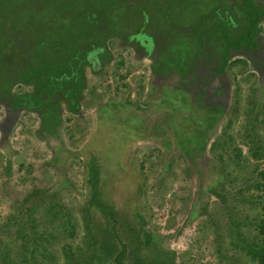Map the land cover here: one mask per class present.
I'll return each instance as SVG.
<instances>
[{
  "label": "rangeland",
  "instance_id": "374dc122",
  "mask_svg": "<svg viewBox=\"0 0 264 264\" xmlns=\"http://www.w3.org/2000/svg\"><path fill=\"white\" fill-rule=\"evenodd\" d=\"M230 2L142 0L129 5L125 0L121 3L120 0H105L104 3L113 9L109 22L114 25L115 32L129 36L130 29L134 32L145 24L147 34L154 37L158 57L129 56L131 50L117 47L119 40L111 43L113 55L110 53L108 61L102 63V73L96 74L90 67L85 68L88 85L75 114L67 109V99L62 95L57 96L62 99H58L60 102L54 100L56 104L47 105L40 112L9 111L7 101L0 103L1 248L8 238L14 237L19 219H26L22 205L24 196L34 187L49 188L50 192L60 187L62 204L72 213L70 222L75 225V234L70 236L62 226L58 227L61 237L46 245L47 251L54 255L49 264H63V244H70L74 251L75 247L83 245L84 224L80 208L89 194V172L95 167L101 198L131 220L136 221V213L142 214L147 220L145 228L154 234L157 246L176 253V264H255L249 263L243 252H238L240 250L234 247L237 240L227 234L231 229L233 237L239 228L241 235L251 237L255 231L245 225L236 229L233 224L230 226L228 209L234 202L236 189L226 188L229 192L226 202L213 192L215 189L220 191L215 183L220 166L209 146L221 134L232 114L230 134L243 154L247 153V146L242 142L251 118L247 115L250 110L247 100L252 95L255 111L264 106V23L257 37L259 49L232 52L230 61L239 58L245 63L231 66L225 76L217 80L211 70L217 66L219 53L215 51L208 55L209 50H206V56H201L199 62L198 54L201 53L198 50L202 43L197 42L199 36L194 32L186 31V27L206 23V30L212 35L208 39L211 47H217L216 29L211 27L217 20L223 23L230 18L232 30L235 21L228 12L222 14V9L227 7L228 10V5H232ZM43 4L44 8L39 5L38 9L42 11L41 18L28 20L31 29L38 24L55 22H51L53 17L50 15L57 13L58 8L52 6L51 0ZM58 16L59 23L65 28L62 24L66 22L65 17ZM132 22L134 24L130 25ZM120 53L121 57L118 56ZM119 58L125 61H121L117 70ZM95 62L99 67L100 61ZM8 70H12L11 64L4 63L0 74ZM125 73L127 76L123 81L117 79L119 74ZM113 85L121 87L114 90ZM13 87L16 89L15 85ZM217 88L222 92H217ZM23 89L30 87L18 91ZM97 94H100L99 98ZM235 94L239 103L233 114ZM221 109L223 114L211 124L210 118ZM261 111L258 132L264 137L263 109ZM170 160L171 166H168ZM8 163L11 165L9 174L6 173ZM228 167L233 169L232 165ZM187 168L189 176L183 171L189 172ZM162 176H165V186L157 190L155 184ZM210 187L214 188L211 190ZM204 203L206 211L200 213ZM48 205L49 201L34 213L40 230L49 217L43 208ZM11 216H16L17 222L10 219ZM211 221L217 227L209 225ZM217 232L223 235L224 246H229L227 251L223 247L222 253L216 244ZM21 242L17 240V244L21 245ZM250 242L251 238L240 244ZM17 248L12 245V254L15 255Z\"/></svg>",
  "mask_w": 264,
  "mask_h": 264
},
{
  "label": "trees",
  "instance_id": "16d2710c",
  "mask_svg": "<svg viewBox=\"0 0 264 264\" xmlns=\"http://www.w3.org/2000/svg\"><path fill=\"white\" fill-rule=\"evenodd\" d=\"M45 1L50 0H0V69H3L4 63L11 64L12 67L11 71L0 74V83L4 84L0 85V97L6 92L9 93V89L17 81H29L34 86L33 92H15L11 107L40 112L45 106L56 104L54 100L61 101L57 96L62 95L68 100L67 109L75 114L80 108L81 96L88 85L84 65L91 63L88 60L89 51L102 48L103 52L98 53L100 64L103 65L104 60L108 61V41L114 33L109 22L112 12L104 3L105 0H92L91 6L87 5L85 9L80 5L81 0H51L52 6L58 8L53 16L50 13L53 17L51 22H55L51 25L38 24L35 29H31L32 24L28 23V20L33 17L41 18L42 11L37 7ZM232 6H235V9L230 8L229 11L237 23L232 25V30L229 27L230 18H226L223 23L217 20V24L211 27L219 29L214 31L217 36L215 42L221 44L218 48L220 55L218 64L213 69L218 75L233 65L245 63L239 58L230 61L232 51L259 49L257 37L261 31L259 24L264 20V0H235ZM58 14H62L61 18L65 17L66 22L62 23L65 28L59 23ZM28 28L30 30L24 33ZM210 33L206 30V38L212 36ZM200 51L198 50L199 53ZM96 97L99 98L100 94ZM250 97L247 100L250 105L247 115H251V118L246 124L248 127H245L242 141L247 146V153L243 154L241 147L235 144L234 137L230 134L232 114L224 124L221 134L210 143L209 151L217 158L220 166L215 183L222 193L216 189L213 192L226 202L229 194L226 188L236 189L233 194L234 202L228 209L230 226L233 224L236 229L245 225L255 231L251 237L241 235L239 228L233 237L230 234L231 229L227 234L237 240L234 247L249 258V263L264 264V137L258 132V123L262 121L259 116L261 109L264 113V106L255 111V100ZM238 103V95L235 94L233 114H236L235 106ZM222 112L224 110L221 109L216 116H212L210 123L218 120ZM53 129L54 127L52 131ZM169 165L171 166V160ZM229 165H232L233 169H230ZM170 169L171 167L169 172ZM27 170L31 171V168L27 167ZM10 171L11 165L8 163L6 173L9 174ZM183 171L190 175L189 169L187 173L186 169ZM97 178V170L92 167L87 181L89 194L80 208L84 224L83 245L75 247L74 251L70 244H63V264H176V253L157 246L154 234L145 228L147 220L142 214L136 213V221L131 220L101 198ZM164 186L165 176H162L157 180L155 187L160 190ZM144 187L146 189L148 186L145 184ZM213 188L210 187L211 190ZM203 191L206 193V189ZM47 201L49 205L43 208L49 214L48 218H44L48 222L44 221V228L40 230L34 213ZM62 202L60 187L51 192L49 188L34 187L27 193L22 203L26 219H19L14 237L8 238L6 245L0 247V264H49L54 255L47 251L46 243L50 244L54 239L61 237L58 227L62 226L70 236L75 234V225L71 223L72 213L64 208ZM204 204L200 213L206 211V203ZM238 204H241V209H238ZM184 206L186 208V204ZM10 219L16 221L17 218L11 216ZM209 225L217 227L214 221ZM217 233L216 244L222 253V248L227 251L229 246H224L223 235ZM250 238V243L240 244L242 241L248 242ZM17 240L22 241L21 245L17 244ZM0 244H3L1 238ZM13 244L19 247L15 250V255L11 252ZM44 259H47V262H44Z\"/></svg>",
  "mask_w": 264,
  "mask_h": 264
},
{
  "label": "flooded vegetation",
  "instance_id": "af4514ba",
  "mask_svg": "<svg viewBox=\"0 0 264 264\" xmlns=\"http://www.w3.org/2000/svg\"><path fill=\"white\" fill-rule=\"evenodd\" d=\"M121 1H124V0H120V3H121ZM125 1L129 5H134L135 3H139L142 0H125ZM230 1H231L230 3H232V4L235 3V0H230ZM81 2L82 3L80 5H81L82 9H85L87 5H90L91 6V4H92V0H81ZM41 7L44 8V4H42ZM108 7L110 8V10L112 12L111 14H113V9L110 6H108ZM37 8L39 9L40 7L38 6ZM230 8H234L235 9V6H232V5L229 4L228 5V10ZM226 9H227V7H225L224 9H222L223 10L222 14H224L225 12H228L227 15H229L230 17L233 18L232 21H235V25H236L237 23H236L235 17L233 16V14L230 11H228ZM217 10H215V11H217ZM168 16L171 17V14H168ZM76 20L79 21V19L77 17H76ZM145 21H147V18L145 19ZM263 23H264V20L259 24V26L261 28V31H262V25H263ZM132 24H134V23L132 22L130 25H132ZM81 26L79 28H81ZM112 26L114 28V25H112ZM186 31L194 32V34L196 36H199L198 39H197V42H202L201 51L199 49L201 55L198 54V59H199L198 61L199 62H200L201 56H203V55L206 56L205 55L206 54V50H209L208 51V55H209V53H212V52H215V51L217 53H219L218 55H220V51L218 50V48L221 46V44L219 42H215V44H216L217 47L213 48V46L211 47L210 41L208 40L209 37L206 38V23L205 24H198V25H195V26H192V27L191 26L190 27H186ZM261 31H260L259 35L261 34ZM130 32H131L130 35L127 36V34H125L124 32L123 33H117L114 30L113 35L110 37V39L108 41V51H109L108 54L112 53V55H113V52L110 51V44L111 43H114L115 44V43H117V40H119V44L117 45V47L122 48V49L124 48V49L129 50V51L131 50L130 53H129V56L132 55L134 57H139V58H141L140 56H143L142 57L143 59H144V57H154V56L155 57H158V56H156L158 52H157V49L154 46L155 45L154 37L153 36H150V34H147V32H146V25L145 24H143L142 26H139L138 28H136L134 30V32H132V29H130ZM156 34H157V32H156ZM153 40H154V43H153ZM257 43L259 44V41L258 40H257ZM207 45H209V46H207ZM256 50L257 49H255V50H248V51H256ZM101 51L103 52V49L102 48H96V49H93V50L89 51V53H88L89 54V59L88 60H90L91 63H86L84 65V74H85V68H87V67H90V69L93 71V73H96V74H98L100 72L102 73L104 67L101 64L98 67L97 63L95 62V61L99 60L98 53L101 52ZM232 52H236V51H232ZM118 56L121 57V53ZM124 56L126 57L127 55H124ZM118 60L120 62H119V64L116 67L117 70L120 69V66L122 64L121 61L123 62V61H125V59H123V58L120 59L119 58ZM105 62H107V61L104 60V63ZM214 68H216V67H214ZM213 69L211 70V74L216 78V80L219 77L222 78L223 75L225 76V74L227 72V69H226L223 73H221V74L218 75V74H215V71H213ZM142 73H145V71L143 70ZM126 76H127V73L121 74V75L119 74L117 76V79L118 80L120 79V80L123 81L126 78ZM85 79H86V77H85ZM117 79H114V81H115V83H118L119 84V81ZM216 80H214V84H216V82H217ZM86 82H87V80H86ZM14 85H15V88L16 89L13 90L14 87H11L9 89V93L6 92L5 94H2V96L0 97V103L2 101H7L8 102L7 109L9 111H12L13 109H16V108L11 107L12 106V102L11 101H14L13 94L15 92H19L18 91L19 88L26 87V86L30 87V89H28V90H24V89L22 90L23 92H28V93H32L33 92V89H34L33 84L31 82H29V81L28 82L17 81ZM123 85L125 86L126 83L123 82ZM120 87H121V85H113L112 88H114V90H115L116 88L117 89H120ZM215 90L217 92H222V90H220V88H217ZM174 95H176V94H174ZM217 97H219V95H217Z\"/></svg>",
  "mask_w": 264,
  "mask_h": 264
},
{
  "label": "water",
  "instance_id": "95a60500",
  "mask_svg": "<svg viewBox=\"0 0 264 264\" xmlns=\"http://www.w3.org/2000/svg\"><path fill=\"white\" fill-rule=\"evenodd\" d=\"M14 110V109H13ZM16 111H19V110H17V109H15Z\"/></svg>",
  "mask_w": 264,
  "mask_h": 264
},
{
  "label": "bare ground",
  "instance_id": "6f19581e",
  "mask_svg": "<svg viewBox=\"0 0 264 264\" xmlns=\"http://www.w3.org/2000/svg\"><path fill=\"white\" fill-rule=\"evenodd\" d=\"M105 143V142H104ZM198 190V189H197Z\"/></svg>",
  "mask_w": 264,
  "mask_h": 264
}]
</instances>
